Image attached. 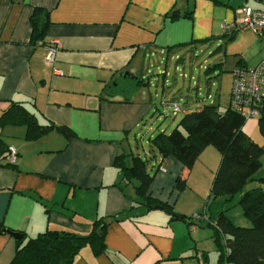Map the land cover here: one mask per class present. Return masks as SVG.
<instances>
[{"label": "crops", "instance_id": "1", "mask_svg": "<svg viewBox=\"0 0 264 264\" xmlns=\"http://www.w3.org/2000/svg\"><path fill=\"white\" fill-rule=\"evenodd\" d=\"M245 5L264 9V0H0V117L18 101L39 124L63 129L26 140L23 125L0 126V139L18 153L14 164L0 163V264H9L16 249L18 239L8 230L25 240L46 230L87 235L101 220L103 250L85 244L72 264H219L209 221L227 204L207 212L206 190L197 189L202 178L211 187L219 153L208 145L190 169L172 155L161 158L149 141L177 124L173 118L163 121L161 111L163 100L178 102V96H165L162 87L159 109L157 94L152 97L157 87L152 92L149 84L139 85L133 98L109 97L106 87L123 73L140 76L145 56L157 51L168 57L209 43H219L217 51L235 38L257 42L250 30L222 29ZM35 8L48 19L37 42L30 24ZM263 36L255 64L264 57ZM55 43L60 46L48 64L46 45ZM244 55L227 71L221 60L209 69L218 70L213 101L221 110L229 105L231 69L249 66ZM154 118L163 121L156 130L150 125ZM249 129L252 123L243 126L247 135ZM119 154L128 155V164L131 155L146 159L152 180L145 196L184 218L145 204L135 180H122L115 167ZM161 160L164 172L158 169ZM180 175L187 182L183 191L176 188ZM203 211L202 218L193 217Z\"/></svg>", "mask_w": 264, "mask_h": 264}, {"label": "trees", "instance_id": "2", "mask_svg": "<svg viewBox=\"0 0 264 264\" xmlns=\"http://www.w3.org/2000/svg\"><path fill=\"white\" fill-rule=\"evenodd\" d=\"M30 24L31 40L36 42L41 40L48 24L46 12L41 8H35L30 16ZM233 32L236 34L239 31ZM176 57L177 55L173 59ZM181 59L179 56L176 62ZM237 64L235 67L255 66ZM235 67L231 69V73ZM209 69H205V73H208ZM148 83V80L141 77L123 73L106 87V94L109 97L123 94V97L127 98L137 86ZM246 121L229 105L228 108L221 110L212 100L209 104H200L195 108L184 110L181 118L168 134L157 132L149 141L151 148L155 149L161 158L172 155L187 169L193 166L199 154L208 145L219 152L218 168L208 195L212 199L220 197L222 203L228 205L209 221L213 227L219 264H264V189L258 187L243 190L245 185L253 180V174L260 166L262 148L244 132L243 126ZM256 121L259 131L264 136V109ZM5 125H23L26 129V140L38 139L53 129L63 130L52 123L39 124L34 115L18 101H12L1 114L0 126ZM67 135L69 136L70 132ZM8 149L0 139V163L8 154ZM127 156L119 154L114 160L122 180H135L136 192L145 204H158L171 215L184 218V215L175 213L170 206L145 196L152 180V175L147 171V161L131 155L128 164L125 160ZM6 165L12 164L6 163ZM175 182L178 191L186 189V177L180 175ZM236 195H238L237 201L233 206L237 205L241 208L244 217L250 222L249 226L233 224L223 213L232 206ZM204 212L198 214L202 215ZM105 225L103 220L96 221L87 235L64 230H46L27 240L22 237L16 240L15 253L9 264H72L76 254L85 244H91L96 252L103 250Z\"/></svg>", "mask_w": 264, "mask_h": 264}, {"label": "rangeland", "instance_id": "3", "mask_svg": "<svg viewBox=\"0 0 264 264\" xmlns=\"http://www.w3.org/2000/svg\"><path fill=\"white\" fill-rule=\"evenodd\" d=\"M253 36L257 39V42L252 36L250 38L247 37V41L244 42L235 38L231 41L222 42L220 44L221 47L217 51L216 48L218 47L219 43H209L205 46L193 48V50L190 52L183 50L177 51L176 53L172 54V56L168 55V57L166 56L165 52L157 51L156 53H152V55L145 56L142 62L143 71L140 76L136 74V77L139 76L145 80H148L150 87L149 89H151L152 92V88L157 87L152 97L157 94L156 104L158 108L160 109L162 106L165 108L163 111H161V116L164 117L163 121H169L172 118L179 120L184 110L195 108L200 104H209L213 99H215L214 96L218 90V81L214 78V74L217 73L218 70L214 71L211 69L209 70V73L206 74L204 72L205 69L211 68L216 62L221 60L222 69L227 71V69L231 68L236 58L240 56V52L245 54L243 58H245L249 66H253L255 64L254 62L260 54V49L262 48V39L260 35L255 33H253ZM175 55H178L183 59L176 62L178 58L172 59V57ZM213 71L215 73H213ZM164 72L166 74H163ZM183 74H185L186 77H183ZM162 87L165 90V96L168 97V94L171 93L178 96L177 100L182 112H173L172 107L169 105L161 106L160 100L163 96ZM133 94L134 92L132 95H130L132 98L136 96ZM117 95L120 96L121 94ZM207 96L210 98H207ZM248 121L249 122H245L244 126L246 124L249 125L250 123L253 124V130L250 132L249 129V135L251 136V139L262 148V153L259 158L260 166L253 174V180L249 181L243 190L258 187L264 189V136L259 131L255 120ZM150 122V125L153 126L154 130H156V128L162 124V122L156 121L155 118ZM147 124L148 123L145 125L147 126ZM138 147L140 148V144H138ZM210 149H213V151L216 153L218 152L213 148V146H210ZM140 152L142 153L143 150L141 149ZM199 183L200 186L197 187V189L206 190V203L204 205L207 209L206 211L208 212L211 210L212 214H214L217 208L220 210L222 199L220 197L216 199H212L211 197L207 198L208 190L210 188L209 181L206 180L205 183V179L202 178ZM237 197L238 195L235 196L232 206H230L228 209L230 210L229 216L234 220L235 224L239 226H249L250 222L244 217L241 208L237 205L233 206L237 201ZM194 218L196 217L194 216Z\"/></svg>", "mask_w": 264, "mask_h": 264}, {"label": "built area", "instance_id": "4", "mask_svg": "<svg viewBox=\"0 0 264 264\" xmlns=\"http://www.w3.org/2000/svg\"><path fill=\"white\" fill-rule=\"evenodd\" d=\"M222 29L224 31L251 30L258 35H263L264 9L241 6L236 10V19L232 23H224ZM59 46L57 43L54 46L46 45L45 61L48 64L53 63L55 52ZM182 76L186 77L185 74ZM163 104L171 106L173 112L181 111L180 105L176 101L167 100ZM229 106L246 120L257 118L260 115L264 109V57L253 67L238 66L232 70ZM8 151L4 161L14 164L17 159V150L14 147H9ZM158 169L165 171L162 162L158 165ZM194 216L202 218L205 214H195ZM199 256L202 257L203 254L199 253Z\"/></svg>", "mask_w": 264, "mask_h": 264}, {"label": "water", "instance_id": "5", "mask_svg": "<svg viewBox=\"0 0 264 264\" xmlns=\"http://www.w3.org/2000/svg\"><path fill=\"white\" fill-rule=\"evenodd\" d=\"M10 232V231H9ZM16 239H20L21 238V234L19 232H10Z\"/></svg>", "mask_w": 264, "mask_h": 264}]
</instances>
